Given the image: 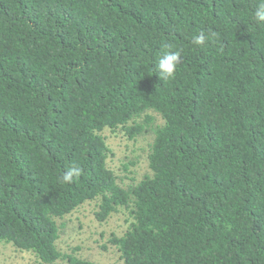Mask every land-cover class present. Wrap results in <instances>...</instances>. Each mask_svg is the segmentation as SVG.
<instances>
[{
  "label": "trees",
  "instance_id": "trees-1",
  "mask_svg": "<svg viewBox=\"0 0 264 264\" xmlns=\"http://www.w3.org/2000/svg\"><path fill=\"white\" fill-rule=\"evenodd\" d=\"M257 10L264 0H0V244L98 264L57 246L92 201L98 222L122 215L107 244L124 264H264ZM164 45L180 54L167 81ZM105 129L148 139L140 179L139 155L123 176L108 166Z\"/></svg>",
  "mask_w": 264,
  "mask_h": 264
},
{
  "label": "rangeland",
  "instance_id": "rangeland-1",
  "mask_svg": "<svg viewBox=\"0 0 264 264\" xmlns=\"http://www.w3.org/2000/svg\"><path fill=\"white\" fill-rule=\"evenodd\" d=\"M103 134L111 149V155L107 158L108 166L123 176L122 163L127 162V157L139 155V160L129 170L134 171L137 180L140 179L147 171L145 149L148 139L133 144L123 132L105 129ZM128 178L123 177L122 182H129ZM94 210L95 202H87L63 219L64 224L60 225L57 239L59 250L92 257L98 264H124L116 249L107 244L111 233L120 235L125 229L122 215L114 214L104 222H98ZM104 245L106 248H103ZM0 264H39V259L30 251L17 249L11 243L4 242L0 244Z\"/></svg>",
  "mask_w": 264,
  "mask_h": 264
},
{
  "label": "clouds",
  "instance_id": "clouds-1",
  "mask_svg": "<svg viewBox=\"0 0 264 264\" xmlns=\"http://www.w3.org/2000/svg\"><path fill=\"white\" fill-rule=\"evenodd\" d=\"M254 19L257 23L264 22V12L256 11ZM214 35V34H213ZM205 36L199 35L195 38L194 43L203 44ZM179 52L171 50L169 45H164L161 54L156 60V72L163 81L173 79L175 77L177 66L179 63ZM81 173L79 167L73 166L68 169L60 178L62 183H70L74 177H78Z\"/></svg>",
  "mask_w": 264,
  "mask_h": 264
}]
</instances>
